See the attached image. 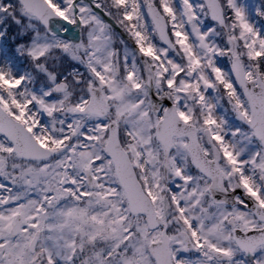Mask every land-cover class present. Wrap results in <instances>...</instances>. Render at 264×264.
<instances>
[{
	"label": "snow or ice",
	"instance_id": "6c2138e0",
	"mask_svg": "<svg viewBox=\"0 0 264 264\" xmlns=\"http://www.w3.org/2000/svg\"><path fill=\"white\" fill-rule=\"evenodd\" d=\"M264 0H0V264H264Z\"/></svg>",
	"mask_w": 264,
	"mask_h": 264
},
{
	"label": "rangeland",
	"instance_id": "374dc122",
	"mask_svg": "<svg viewBox=\"0 0 264 264\" xmlns=\"http://www.w3.org/2000/svg\"><path fill=\"white\" fill-rule=\"evenodd\" d=\"M244 3H247L249 5V7L251 8L252 6H254L256 3L261 2L260 0H243ZM258 20V19H257ZM257 20H256V24H257ZM264 23V22H263ZM260 28H264L263 26H258Z\"/></svg>",
	"mask_w": 264,
	"mask_h": 264
}]
</instances>
